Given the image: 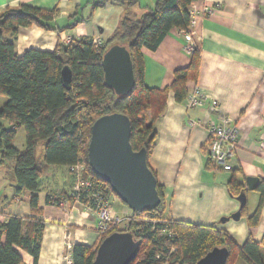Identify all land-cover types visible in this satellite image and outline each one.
Listing matches in <instances>:
<instances>
[{
    "label": "crops",
    "instance_id": "1",
    "mask_svg": "<svg viewBox=\"0 0 264 264\" xmlns=\"http://www.w3.org/2000/svg\"><path fill=\"white\" fill-rule=\"evenodd\" d=\"M100 1L0 0V12L21 4L56 11L49 22L53 29L23 26L8 36L20 55L27 49L53 51L67 39L101 37L106 40L124 15L137 18L155 2L106 0L102 6L94 5ZM205 8L210 14L205 13ZM187 9L192 22L187 32L200 55L198 76L195 82H188V87L190 91L196 84L206 100L200 106L185 108L169 93L164 114L155 124L157 138L147 165L161 188L166 217L213 225L227 231L239 246L249 235L264 245V203L257 224L247 225V217L257 209L259 192L247 190L245 185V211L234 220L231 215L240 204L228 191L231 176L244 184L246 177H257L259 181L264 178V0H195ZM188 43L185 35L172 29L156 50L143 49L147 86L168 85L173 71L189 64L191 54L185 50ZM5 101L0 96V107ZM224 117H229L239 132L229 171L207 163V127L220 124ZM5 127L11 126L8 123ZM44 175L47 178L43 177L38 197L42 207L40 217L44 221L39 255L34 262L29 253L21 250V264H68L74 244L98 243L97 218L76 201L65 198L60 200V205L46 201L47 195L63 197L64 191H71L73 176L67 167L49 166ZM29 195L28 191L13 195L16 202L25 204L21 210H15L4 200L7 194L3 193L0 212L32 215ZM110 201L113 204V198ZM115 211L129 213L122 208ZM221 218L228 219L220 222ZM234 264L247 263L238 257Z\"/></svg>",
    "mask_w": 264,
    "mask_h": 264
},
{
    "label": "trees",
    "instance_id": "2",
    "mask_svg": "<svg viewBox=\"0 0 264 264\" xmlns=\"http://www.w3.org/2000/svg\"><path fill=\"white\" fill-rule=\"evenodd\" d=\"M195 0H155L154 5L139 17L123 16L118 26L100 47L92 38H79L69 44H58L53 51L27 49L17 54L12 39L19 27L49 26L56 11L23 5L0 12V95L6 98L0 107V164L14 163L13 186L16 193H30L28 205L32 215L0 212V264H21L20 251L29 253L36 262L40 250L42 207L38 197L44 173L49 166L85 165L84 175L100 189L109 201L115 195L110 186L96 176L88 164L87 147L92 123L112 112L125 114L130 121L129 143L134 151L145 148L148 158L157 138L156 122L164 114L171 92L178 103L188 96V82L196 81L200 55L197 47L189 64L173 71L172 81L162 87L147 86L144 79L143 49L156 50L172 29L188 30L191 14L188 5ZM106 0L95 3L102 6ZM115 44L125 45L133 66L134 85L131 93L117 96L104 83L102 55ZM68 65L71 82L61 80L60 72ZM6 120L11 127H5ZM24 129V146L14 144L16 131ZM42 143L40 157L35 155ZM207 163L215 168L209 160ZM160 202L153 210L136 214L129 209L126 226L109 225L96 245L74 244L71 264H92L98 244L116 231H129L140 241L135 258L129 264H195L214 247H226L225 264H234L241 257L247 264H264V245L249 235L238 245L230 234L213 225H197L166 217L161 188L156 183ZM245 184L234 176L228 181L229 194L236 198L245 192ZM260 200L255 212L247 217V225L257 224L264 203V178L255 188ZM72 191V189H71ZM64 196L47 195L46 201L60 205L61 199L75 202L72 192ZM116 196V195H115ZM78 203L89 200L80 196ZM111 202V201H110ZM112 204V202H111ZM240 208V215L245 211ZM119 214V213H118Z\"/></svg>",
    "mask_w": 264,
    "mask_h": 264
},
{
    "label": "water",
    "instance_id": "3",
    "mask_svg": "<svg viewBox=\"0 0 264 264\" xmlns=\"http://www.w3.org/2000/svg\"><path fill=\"white\" fill-rule=\"evenodd\" d=\"M104 83L117 96L131 93L134 85L133 66L125 45L108 47L102 55ZM61 80L68 86L71 69L65 65ZM130 121L122 113L112 112L97 118L91 125L87 147L88 164L91 171L110 186L112 192L134 212L153 210L160 202L156 190V178L147 165L145 148L134 151L129 143ZM259 178L246 177L247 190H253ZM245 192L236 200L239 209L231 215L240 217V208L245 204ZM228 218H221L220 222ZM140 241L129 231H116L107 235L98 244L92 264H129L136 256ZM228 257L226 247H214L195 264H225Z\"/></svg>",
    "mask_w": 264,
    "mask_h": 264
},
{
    "label": "built area",
    "instance_id": "4",
    "mask_svg": "<svg viewBox=\"0 0 264 264\" xmlns=\"http://www.w3.org/2000/svg\"><path fill=\"white\" fill-rule=\"evenodd\" d=\"M205 13L210 14V10L204 9ZM192 24L190 20L189 26ZM178 34H183L187 37L189 43L186 46L187 53L191 54L195 48V44L187 30H176ZM103 39L101 37L92 38V43L98 48L102 45ZM73 41L67 39L65 44H69ZM206 100V96L202 90L193 84L190 88L188 96L183 102L185 108H192L200 106ZM216 105L215 101L211 102ZM193 124H195L193 122ZM208 131V145L207 152L209 160L212 162L215 168L229 171L231 170L230 160L234 157L235 149L238 141V129L235 123L229 118L224 117L220 124H210L207 127ZM85 165L83 163H77L68 167V170L75 177L76 184L72 187V194L74 195L76 202L82 195L89 200L86 206L87 209L91 210L97 218L96 231L100 238L102 234L108 229L109 225H118L120 227L126 226V217L118 214L112 207L111 202L105 198L100 189L91 180V178L84 175ZM141 214L142 212H135ZM68 264H71L68 261Z\"/></svg>",
    "mask_w": 264,
    "mask_h": 264
},
{
    "label": "rangeland",
    "instance_id": "5",
    "mask_svg": "<svg viewBox=\"0 0 264 264\" xmlns=\"http://www.w3.org/2000/svg\"><path fill=\"white\" fill-rule=\"evenodd\" d=\"M0 96L4 98V96H2V95H0ZM2 122H4L5 126H7L8 123L6 120H2ZM24 134H25L24 129L22 127L17 129L16 135H15V138L13 141V144L20 150H22L23 146H24L23 145L24 144ZM41 153H42V143H39V145L37 146V148L35 150V155L37 157H40ZM13 169H14V163L12 160L6 161V163L3 166H0V195L2 196L3 193L7 194V198L4 200H6L7 203H11V208H13L15 210H17V209L21 210L25 204L22 203L21 201L19 203L15 201V198L13 195H16V191H14V188L12 186H10L14 181V170ZM74 184H76V180H75V177L73 176L72 187L74 186ZM112 207L115 210H120L121 208L123 210H129V208L126 206V204L124 202H122L115 195L113 196Z\"/></svg>",
    "mask_w": 264,
    "mask_h": 264
}]
</instances>
